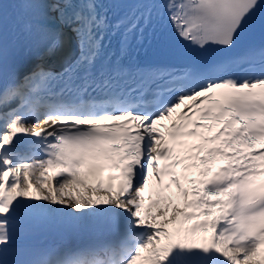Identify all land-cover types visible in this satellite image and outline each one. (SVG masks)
<instances>
[{"label": "snow or ice", "instance_id": "6c2138e0", "mask_svg": "<svg viewBox=\"0 0 264 264\" xmlns=\"http://www.w3.org/2000/svg\"><path fill=\"white\" fill-rule=\"evenodd\" d=\"M0 264H264V0H0Z\"/></svg>", "mask_w": 264, "mask_h": 264}, {"label": "bare ground", "instance_id": "6f19581e", "mask_svg": "<svg viewBox=\"0 0 264 264\" xmlns=\"http://www.w3.org/2000/svg\"><path fill=\"white\" fill-rule=\"evenodd\" d=\"M153 198H155V196ZM77 237L78 236H73V235H68V234L52 231V232H48L44 234L40 239L42 243L53 244L55 242H61L69 238H77Z\"/></svg>", "mask_w": 264, "mask_h": 264}]
</instances>
